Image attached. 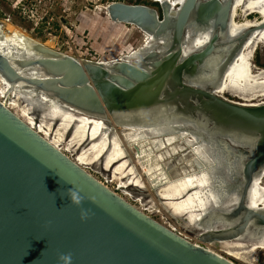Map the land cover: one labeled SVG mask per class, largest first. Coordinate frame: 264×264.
I'll list each match as a JSON object with an SVG mask.
<instances>
[{"label":"water","instance_id":"water-1","mask_svg":"<svg viewBox=\"0 0 264 264\" xmlns=\"http://www.w3.org/2000/svg\"><path fill=\"white\" fill-rule=\"evenodd\" d=\"M156 2L160 15L146 4L105 6L112 22L148 36L130 58H76L19 34V55L0 50V77L8 93H40L106 125L193 137L215 198L193 224L200 243L108 188L0 101V264H58V253H71V264H235L205 243L264 239V206L249 204L264 173V0ZM73 186L80 206L62 195Z\"/></svg>","mask_w":264,"mask_h":264},{"label":"rangeland","instance_id":"rangeland-1","mask_svg":"<svg viewBox=\"0 0 264 264\" xmlns=\"http://www.w3.org/2000/svg\"><path fill=\"white\" fill-rule=\"evenodd\" d=\"M113 1L134 4L139 0H51L53 7L44 20H41L40 16L36 14L31 17L29 12L31 6L24 1H21L22 5H18L20 7L17 8L15 6H17L18 0H0V22L4 24L5 36L10 41L12 39L7 32L9 28L5 26V23H9L22 33L59 52L68 51L64 44L65 41L84 38L86 44L92 46L103 60L127 59L131 57L132 52L144 44L145 36L134 25L114 23L109 19L105 12V6ZM139 3L155 8L160 15L158 5H153L152 0H141ZM0 88H2L1 83ZM10 96L11 110L27 123L29 118H32L31 121L36 123V126L39 124L48 126L51 129L49 135L43 137L48 141L59 139V149L72 160L76 159L79 153L94 145L96 149L99 148L98 140H95V143L89 140L93 131L92 126L89 127L87 124L85 128L81 127L80 122L76 121L78 120L77 113L57 108H53L54 111L46 110L45 105L40 101L27 100V96L20 97L15 92ZM106 137L104 153L98 159L90 154L92 156L89 158H92L93 161H86L87 164L82 165V167L136 207L146 208L158 222L174 229L191 242L200 243L199 231L190 222H193L195 216L200 213L198 210L200 204L202 206L204 203L205 207L208 204V197L204 193L206 174L197 175L192 183L193 188L191 185V188L188 187L186 191L176 192L177 187H170L165 190L156 188L154 190V182L150 181L151 176L146 171L142 172L135 163V158L139 154L138 150L129 147L125 138L123 141L125 140L124 143H126H122L124 146H115L116 140L113 135ZM86 138L88 139L86 140ZM117 147L118 149H116ZM113 151L116 153L125 152L127 156L113 163L110 167L107 166V163L112 158ZM190 156L191 154H186L184 157ZM126 160L128 161L127 165L120 166ZM164 163L166 168L169 167L167 172L164 169V173L170 177L178 175L185 169H192L191 165L184 163L183 159L179 160V157L166 158ZM131 165L136 166L133 169ZM194 192H197V199L199 200L194 199L196 196L193 195ZM189 198L193 202L188 200ZM259 200V206H264V175L260 179ZM183 203H187V207L185 205L183 208ZM191 219L192 221H190ZM205 246L235 264H264L263 238L255 243L234 241L222 243L218 248L211 243H205Z\"/></svg>","mask_w":264,"mask_h":264},{"label":"bare ground","instance_id":"bare-ground-1","mask_svg":"<svg viewBox=\"0 0 264 264\" xmlns=\"http://www.w3.org/2000/svg\"><path fill=\"white\" fill-rule=\"evenodd\" d=\"M156 1H160V0H156ZM5 26L9 28L7 32H9V37L12 39L13 42L6 38L5 32H4L5 39L3 42H0V50L3 53H6L7 55H19L22 49H20L21 44L19 40L16 38V35H19V34L26 35V34L22 33L17 28H14L9 23H5ZM144 36H145L144 42H146L148 40V36L146 34H144ZM5 46H8V47H5ZM134 54H136V52ZM0 83L2 85V88H0V96L5 100V102L8 101L9 104H11L10 94H12L13 92L19 94L20 97L23 94H25L29 96V99H32L37 102L40 101L41 103H43L46 107V110L54 111L53 108H57L63 111L70 110L71 112L77 113L78 120L76 121L80 122L81 127L85 128L87 124L89 127L92 126L93 131L91 132L89 140L93 142L95 140H98L100 145L98 144L99 148L96 149L94 147L95 145L93 144L94 146L79 153V155L77 156L76 159H74V161L81 166L84 164H87L86 161H90V160L93 161L92 158L91 159L89 158L90 154H92L93 157L98 159V157L104 153V149H105L104 145L107 142L106 136L113 135L114 139L116 140V143H114L115 146H121L122 143L125 144L126 142L124 143V141L126 140L129 147H131L133 150L135 149L138 150L139 154L135 158V163L138 165V167L141 169L142 172L146 171L149 174V176H151L152 180L150 179V181L152 183L154 182V187H153L154 190L156 188H158V190L159 188L160 190L162 189L165 190L170 187H177L175 190L176 192L186 191L188 187L191 188V185L193 188L192 183L197 175H200L203 173L206 174L205 164H203L200 159V157L207 158L206 150L203 149L201 144L199 145L194 144V138L191 136L184 135V133H176V132L161 133L159 130L154 129V128H142V127L126 128V127H118L112 123H110L111 126L106 125L105 122L99 120L98 118L86 116L82 114L81 112L73 108L67 107L65 105H62V104H56L55 102H52L50 99H48L47 97H45L43 94H40V93H36L33 91H28V90H15V89L13 90V92L8 93V85L6 84V82H4V80L1 77H0ZM29 119L30 120L28 124L32 126V128H34L42 136L49 135V130L51 129L48 128V126L41 125V124L36 126V123L31 121L32 118H29ZM123 138H125L124 141H123ZM87 139L88 138H86V140ZM50 142L59 149V145H60L59 139H57L56 141L52 140ZM116 149H118V147ZM186 154H191V156L185 158L184 156ZM126 156L127 155L125 154V152L116 153L113 151V156L112 158L108 160L107 166L111 167L113 163L119 161L120 159ZM178 157H179V160L183 159L184 163L191 165L192 169L190 170L185 169V171L183 170L178 175L170 177V175L168 176L167 173H164V169L166 170V172L167 170H169L168 169L169 167L166 168L164 160L166 158L171 159V158H178ZM127 160L123 161L120 166H125V164L127 165V162H128ZM135 166H132V168L134 169ZM185 166L188 167V165H185ZM262 176L254 179V182L250 188L249 204L254 207H260L259 206L260 200L258 201V194H259V188H260V179L262 178ZM206 184L208 183L205 180L204 193H205V196H207L209 200L207 204L208 206L213 200H215V198H214V194L210 192L208 189H206ZM193 195L194 196L196 195L195 197L194 196L193 197L194 199L195 198L197 199L198 197L197 192H194ZM188 200L193 202L192 199L190 198ZM185 205L187 207L188 204L183 203L182 205L183 208H185ZM207 206L205 207L204 203H202V206L200 204L199 209H198L200 213L195 216V219L193 220V222H190L192 221V219L189 221L191 225H193L194 222L201 216V213L207 208ZM175 208L177 207L175 206ZM259 240H262V239H259ZM259 240L255 242H258ZM235 241L243 243V240H235ZM229 242H234V241H229ZM255 242H251V243H255Z\"/></svg>","mask_w":264,"mask_h":264},{"label":"built area","instance_id":"built-area-1","mask_svg":"<svg viewBox=\"0 0 264 264\" xmlns=\"http://www.w3.org/2000/svg\"><path fill=\"white\" fill-rule=\"evenodd\" d=\"M21 1H24L27 5H30L29 12L31 13V17H34L35 14L39 15L41 20H44L45 16L49 14V11H51L53 7V2L51 0H18L16 2L17 8L22 5ZM139 0L138 2H140ZM153 1V0H152ZM19 3V4H18ZM87 42L84 40V38H81L79 40H67L64 42L65 46L68 48V51H64L65 53L76 57V58H84L88 60H94V61H106L103 60L102 57L92 48V46L87 45ZM63 44V45H64ZM0 101L5 104L10 110L9 102L6 101L0 97ZM104 184V182H102ZM146 214H149L148 210L146 208H141Z\"/></svg>","mask_w":264,"mask_h":264},{"label":"clouds","instance_id":"clouds-1","mask_svg":"<svg viewBox=\"0 0 264 264\" xmlns=\"http://www.w3.org/2000/svg\"><path fill=\"white\" fill-rule=\"evenodd\" d=\"M62 195H67L71 203L80 206L84 197L79 194V191L73 186L63 191ZM89 215V210L81 208L80 218L86 219ZM72 256L71 253H58L57 261L58 264H71Z\"/></svg>","mask_w":264,"mask_h":264},{"label":"trees","instance_id":"trees-1","mask_svg":"<svg viewBox=\"0 0 264 264\" xmlns=\"http://www.w3.org/2000/svg\"><path fill=\"white\" fill-rule=\"evenodd\" d=\"M135 3L137 4V3H139V2H135ZM152 4H153V5H157V3H156V2H153Z\"/></svg>","mask_w":264,"mask_h":264},{"label":"flooded vegetation","instance_id":"flooded-vegetation-1","mask_svg":"<svg viewBox=\"0 0 264 264\" xmlns=\"http://www.w3.org/2000/svg\"><path fill=\"white\" fill-rule=\"evenodd\" d=\"M153 2H156V0H153ZM157 3V2H156ZM139 4H143V3H139Z\"/></svg>","mask_w":264,"mask_h":264}]
</instances>
